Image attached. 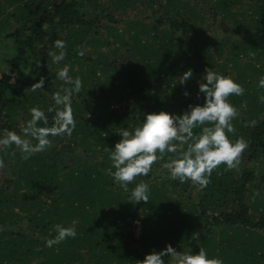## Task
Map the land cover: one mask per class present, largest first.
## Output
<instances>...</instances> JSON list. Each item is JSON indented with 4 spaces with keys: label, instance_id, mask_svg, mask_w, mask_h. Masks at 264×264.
<instances>
[{
    "label": "trees",
    "instance_id": "trees-1",
    "mask_svg": "<svg viewBox=\"0 0 264 264\" xmlns=\"http://www.w3.org/2000/svg\"><path fill=\"white\" fill-rule=\"evenodd\" d=\"M140 1L0 0V15H6L0 28H13L11 75L0 79V129L19 132L30 108L47 110L51 94L62 90L56 71L64 63L82 80L73 97L76 127L70 137L51 138L46 151L26 161L19 153H0V264H139L169 244L193 253L202 247L224 264H264V103L258 99L264 89L257 87L264 75V0ZM243 2L252 30L238 40L228 36L226 23L234 27L245 17L236 10ZM56 39L66 42L60 64L49 54ZM28 62L35 67L31 74ZM205 68L245 89L228 98L239 112L230 138L248 143L241 163L215 169L201 190L190 181L162 178L165 154L148 177L137 178L150 185L148 202L130 201L113 185L104 149L145 113L181 114L188 104H202L197 92ZM188 69L193 76L182 85L179 76ZM41 76L44 89L32 91ZM189 185L197 188L196 201L181 195ZM139 215L142 236L129 244L124 230ZM56 224L75 227L77 235L45 247ZM165 264H172L170 258Z\"/></svg>",
    "mask_w": 264,
    "mask_h": 264
},
{
    "label": "clouds",
    "instance_id": "clouds-1",
    "mask_svg": "<svg viewBox=\"0 0 264 264\" xmlns=\"http://www.w3.org/2000/svg\"><path fill=\"white\" fill-rule=\"evenodd\" d=\"M53 51L49 54L54 64H60L67 55L66 42L62 39L52 41ZM83 56L82 51L77 52ZM70 66L64 63L56 71V79L63 82L62 90L51 94L52 104L45 111L39 106L29 109L30 116L23 122L20 131L0 129V153L15 157L19 153L21 160H29L51 146L53 137H70L76 127L73 116V97L82 88L79 76H71ZM193 76L191 69L179 76V83L185 84ZM11 83V81H10ZM45 78L32 84V91L44 89ZM70 85V86H63ZM257 87L264 89V75L257 81ZM244 87L232 77L205 68L198 83L197 99L203 97V103L188 104L181 114L166 111L145 113L143 121L135 127L122 128L117 132L119 140L109 149L110 168L107 169L113 185L118 186L135 203L148 202L150 185L138 177H148L153 165L168 158L161 164L167 170V178L184 183L187 181L205 189L211 182L215 169L223 165L226 170L236 169L248 143L243 137L235 140L229 134L235 129L232 121L239 116L237 108L229 102L230 96H242ZM188 97L190 93H183ZM264 103V95L258 97ZM255 121H246V126ZM199 129L198 132L194 131ZM5 160L0 158V168ZM134 185L129 189V185ZM259 195L255 192L254 196ZM55 235L46 239L45 247H53L68 238H75V227L54 225ZM165 257L172 264H224L219 257H209L204 248L199 251H177L167 245L161 251L153 250L139 264H165Z\"/></svg>",
    "mask_w": 264,
    "mask_h": 264
},
{
    "label": "rangeland",
    "instance_id": "rangeland-1",
    "mask_svg": "<svg viewBox=\"0 0 264 264\" xmlns=\"http://www.w3.org/2000/svg\"><path fill=\"white\" fill-rule=\"evenodd\" d=\"M210 1L211 3L214 4V0H205V2ZM138 3H142V0ZM87 6L89 7L88 9H91V6H89V4H87ZM143 6L144 4H139L137 6V10L141 13H143ZM236 10L237 11H245V14H243L245 17L240 19L238 17V22L239 24L237 26L233 27V22L231 20L227 21L226 25L227 27L231 28L228 36H230L231 38H237L238 40H241L242 38H244L245 35H247L250 30H252L251 22L249 20V14H248V10H247V4L245 2L241 3V5H236ZM9 10L8 9H4V13H7ZM133 14V13H132ZM143 17H140L139 20H142ZM0 20H2L3 22H6V15L5 14H1L0 15ZM147 22V20L145 21ZM160 24L162 22V20H159ZM214 24V23H213ZM215 25V24H214ZM238 29V31H237ZM184 30H181V32ZM13 32V28L10 26V24H8L7 26H5L4 28L2 27V29L0 28V79L3 77V75H11V67H10V58L12 56V41H11V34ZM181 32H179L178 35L181 34ZM214 34H217V30L213 32ZM219 34V33H218ZM42 46V45H41ZM40 46V47H41ZM44 47H41V49H43ZM48 48V46H46V49ZM28 65V70L26 71L27 73L31 74L32 72H30V69H34V65L30 62L27 63ZM5 102H7L5 100ZM10 103H6V105H8ZM2 110V106L0 103V111ZM68 158H64L65 161V166L67 165V160ZM70 159V158H69ZM158 174L162 173L161 171L157 172ZM1 174V171H0ZM162 178L167 179V175L163 174ZM190 194L191 198L196 201L198 199L197 197V188L193 187L192 185H189L188 188L185 189V192H182L181 195L182 197H185L186 195ZM144 222V221H143ZM139 225L140 228L142 230L143 233V224H142V217L139 215V218H134L131 220V225H130V229L127 233V231L124 230V234L125 235H129V241L128 243L130 244L131 241H138L137 239V232L135 233V229L136 226Z\"/></svg>",
    "mask_w": 264,
    "mask_h": 264
},
{
    "label": "built area",
    "instance_id": "built-area-1",
    "mask_svg": "<svg viewBox=\"0 0 264 264\" xmlns=\"http://www.w3.org/2000/svg\"><path fill=\"white\" fill-rule=\"evenodd\" d=\"M140 230H142V229L140 228L139 225H137L136 229H135V233L137 232V239H140V237L142 236V231H140Z\"/></svg>",
    "mask_w": 264,
    "mask_h": 264
}]
</instances>
